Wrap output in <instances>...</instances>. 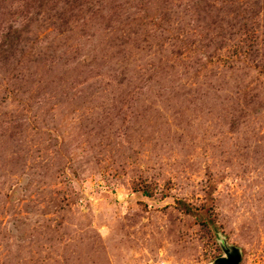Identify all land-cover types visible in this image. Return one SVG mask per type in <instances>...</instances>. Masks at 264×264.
Wrapping results in <instances>:
<instances>
[{
  "label": "rangeland",
  "instance_id": "1",
  "mask_svg": "<svg viewBox=\"0 0 264 264\" xmlns=\"http://www.w3.org/2000/svg\"><path fill=\"white\" fill-rule=\"evenodd\" d=\"M264 264V0H0V264Z\"/></svg>",
  "mask_w": 264,
  "mask_h": 264
},
{
  "label": "water",
  "instance_id": "2",
  "mask_svg": "<svg viewBox=\"0 0 264 264\" xmlns=\"http://www.w3.org/2000/svg\"><path fill=\"white\" fill-rule=\"evenodd\" d=\"M224 255L217 258L215 264H240L242 261V253L239 248L231 245H222Z\"/></svg>",
  "mask_w": 264,
  "mask_h": 264
}]
</instances>
